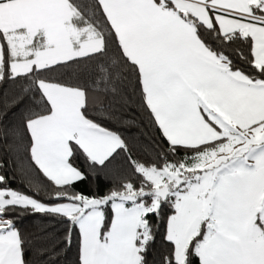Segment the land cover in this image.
<instances>
[{
	"label": "snow or ice",
	"instance_id": "1",
	"mask_svg": "<svg viewBox=\"0 0 264 264\" xmlns=\"http://www.w3.org/2000/svg\"><path fill=\"white\" fill-rule=\"evenodd\" d=\"M5 83L0 264L74 242L76 264H264V0H0ZM132 109L161 137L145 159ZM89 176L109 187L78 190Z\"/></svg>",
	"mask_w": 264,
	"mask_h": 264
},
{
	"label": "trees",
	"instance_id": "2",
	"mask_svg": "<svg viewBox=\"0 0 264 264\" xmlns=\"http://www.w3.org/2000/svg\"><path fill=\"white\" fill-rule=\"evenodd\" d=\"M244 47L245 51H247L246 46L243 45H232V47ZM231 51V48L229 49ZM236 63L240 67L246 68L247 71H251L250 68L247 67L246 64H243L238 59L236 60ZM12 85L10 83H5L0 85V88L4 89H11ZM135 118L134 123L127 124L124 128L121 129L123 131L124 135L128 138L129 145L132 147L133 155L140 159H145L147 156L152 155L151 148L149 147L150 144L153 143H159L161 142V137L159 132L148 125L146 116L142 115L139 110L132 109L130 111V114L126 116V119L131 121ZM19 120V113L16 112L15 114L9 113L6 122L10 124L17 123ZM123 154H121L120 162H123ZM0 160L5 161V171L9 177L13 175L14 172V165L11 163V158L7 153L3 151L2 148H0ZM75 163L77 166L81 168H85L86 164L83 161L82 158H77L75 160ZM13 188H19L22 191H28L26 185L21 182V178L18 176L16 180L12 182L11 185ZM109 187V184L103 176L100 177H93L89 176L86 180L76 185V188L80 191L85 192L86 194H92V193H99L103 194L107 188ZM170 214V209L165 206L162 209V215L167 216ZM40 222L39 216L34 217H27L24 218L21 222V227L25 231H33L35 228V225ZM52 223L55 225L54 228H52V231H56L59 233V235L63 236V225L55 223V221H52ZM163 232V229H161V233ZM166 251V247L162 244L161 235L157 236V239L152 247V251L150 253L149 259L152 260L153 258L159 259V257L164 254ZM57 264H76V246L75 242L73 243L72 247L69 248L64 254L61 255L59 260L57 261Z\"/></svg>",
	"mask_w": 264,
	"mask_h": 264
}]
</instances>
